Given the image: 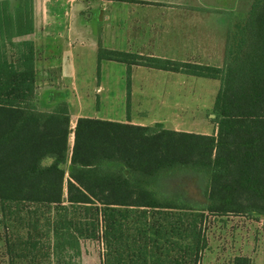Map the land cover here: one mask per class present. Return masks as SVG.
<instances>
[{
	"label": "trees",
	"instance_id": "obj_1",
	"mask_svg": "<svg viewBox=\"0 0 264 264\" xmlns=\"http://www.w3.org/2000/svg\"><path fill=\"white\" fill-rule=\"evenodd\" d=\"M17 1L0 3V206L49 238L52 259L95 240L102 264H201L207 214L264 216V0L228 33L221 67L98 47V72L126 65L127 104L133 66L218 80L213 134L90 117L72 128L67 102L39 110L33 44L12 41L33 31L32 0ZM187 179L205 180L207 205L190 202ZM20 245L16 257L32 255L35 242Z\"/></svg>",
	"mask_w": 264,
	"mask_h": 264
},
{
	"label": "crops",
	"instance_id": "obj_2",
	"mask_svg": "<svg viewBox=\"0 0 264 264\" xmlns=\"http://www.w3.org/2000/svg\"><path fill=\"white\" fill-rule=\"evenodd\" d=\"M248 1L32 0L33 31L16 39L33 44L36 92H48L50 105L67 102L75 121L90 117L195 132L196 110L188 97L196 84L206 88L218 80L133 66L127 104L126 82L118 89L114 82L125 81L126 65L102 61L96 72L98 47L221 67L232 21L245 5L250 9ZM40 79L56 82L39 85Z\"/></svg>",
	"mask_w": 264,
	"mask_h": 264
},
{
	"label": "rangeland",
	"instance_id": "obj_3",
	"mask_svg": "<svg viewBox=\"0 0 264 264\" xmlns=\"http://www.w3.org/2000/svg\"><path fill=\"white\" fill-rule=\"evenodd\" d=\"M255 0L248 1L252 4ZM17 0L8 2L7 11H14ZM224 2V1H222ZM248 6L243 7L242 16L232 21L229 30V37L233 40L238 33L237 27L244 24L247 17ZM247 13V14H246ZM18 39H13L15 42ZM14 43V42H13ZM7 56L10 60L14 58V46H6ZM123 66L122 64H116ZM118 67L114 72H118ZM98 72V69H96ZM208 81V80H203ZM45 82L38 80L39 85ZM116 89L122 88L120 84L125 81L116 80ZM208 87H200L196 84L194 96H189V104L192 109L196 110L195 120L196 127H193L194 133L214 132L215 114L213 112V102L219 88V81H211ZM58 84V83H57ZM56 84V87L58 86ZM37 94V106L41 111H49L54 105H50L51 97L48 92L39 89ZM90 96H94L93 93ZM96 104L98 98L94 96ZM52 103V102H51ZM114 114V115H113ZM129 114V112H128ZM113 116L125 117V112H113ZM154 115V114H151ZM210 115V116H209ZM145 121V120H143ZM71 127L75 125V118H71ZM67 169V167H66ZM67 171V170H66ZM184 192H186L190 202L199 207L208 204L203 191L206 187L205 180L187 179L182 182ZM180 186V185H179ZM204 232L207 239V248L203 252L201 264H236V259H248L250 264H264V216L257 213H250L243 216H212L207 214L204 222ZM41 227L40 229H42ZM31 236V239L28 237ZM30 240L35 242L34 247H29L31 256L16 257L15 253H21L20 242ZM24 249V247H23ZM49 238L38 235L28 226L22 225L13 216L4 215L0 206V264H102L104 250L100 242L95 240H84L81 242L80 255L70 259V262H62L50 257ZM68 259V258H67ZM59 262V263H57Z\"/></svg>",
	"mask_w": 264,
	"mask_h": 264
}]
</instances>
